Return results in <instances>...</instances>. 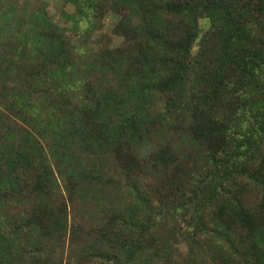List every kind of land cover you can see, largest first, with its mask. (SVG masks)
<instances>
[{"label":"trees","instance_id":"trees-1","mask_svg":"<svg viewBox=\"0 0 264 264\" xmlns=\"http://www.w3.org/2000/svg\"><path fill=\"white\" fill-rule=\"evenodd\" d=\"M86 1L90 8L100 5L99 0ZM118 17L115 34L133 45L130 53L115 57L125 55V62L133 67L147 45L143 47L145 42L134 39L131 27ZM145 21L153 26L155 35L150 37L165 54L159 56V65L154 60L151 78L143 68L141 74L160 94L157 100L164 104L160 119L168 118L171 128L180 118L177 124L184 128L179 130L180 141L185 150L188 145L196 146L198 155L185 163L180 145L167 143L155 154L162 167L170 170L156 204L146 191L135 189L137 202L125 211H113L104 226L96 227L90 241L79 238L83 226L70 222L66 202L58 206L51 200L37 203L58 183L45 151L15 133H0V264H62L67 234L87 250V258L135 264L138 253H144L143 264H151V256L169 252L157 239H152L153 247H145L151 226L172 229L193 255L202 239L215 238L209 234L213 231L226 253L214 261L264 264V202L248 206L240 197L245 185L264 192V0H175ZM169 29L186 35L183 40L163 37ZM42 38L51 41L46 45L49 50H69L60 33H44ZM136 50L140 54L134 55ZM66 64L63 62L64 71ZM206 90L213 94L207 95ZM12 95L11 106L20 103L17 107L24 111L30 107L26 93ZM137 101L139 104L131 102L132 110L124 113L138 111L130 121L139 117L145 122L138 128L125 127L136 137L127 148L117 143L111 151L125 176L132 170L128 162L141 155L139 146L152 132L146 101L140 97ZM69 161L56 159L55 167L73 202L74 193L86 195L89 177L83 168L78 170L79 164L72 161L68 166ZM20 197L29 202L26 211L18 209L25 201ZM10 207H14L13 213ZM123 229L130 231L131 238L121 236Z\"/></svg>","mask_w":264,"mask_h":264},{"label":"rangeland","instance_id":"rangeland-1","mask_svg":"<svg viewBox=\"0 0 264 264\" xmlns=\"http://www.w3.org/2000/svg\"><path fill=\"white\" fill-rule=\"evenodd\" d=\"M99 1L95 9L85 0H0V133H15L29 145L40 146L45 151L58 183L51 188L50 195L37 203L51 200L58 206L66 202L70 222L83 226L79 238L90 241L96 227L104 226L113 211H125L137 202L135 189L146 191L155 198L156 204L170 170L162 167L155 154L167 143L180 145L185 163L193 162L198 155L196 146L188 145L185 150V143L180 141L181 131H184L183 126L177 124L180 118L175 119L176 126L171 128L168 118L160 119V108L164 105L157 100L160 94L147 85L148 80L141 74L143 68L151 78V67L154 68L159 56L165 54L158 41L150 37L155 32L152 25H147L145 17L157 15L159 8L175 0ZM115 16L120 17L124 26L131 27L134 39L145 42L143 47L147 45L143 54L141 52L142 58L136 59L133 67L125 62V55L115 57V54L130 53L129 47L133 45L132 41L115 34L118 21ZM44 33H60L69 50L47 49L51 41L42 38ZM185 35L183 31L169 29L163 37L183 40ZM138 53V50L133 52L134 55ZM63 62H68L65 71ZM46 68H50L49 71ZM17 92L26 93V101L30 104L26 111L17 107L20 103L11 106L12 94ZM206 94L213 92L206 90ZM43 97L49 102H44ZM138 97L146 101L152 132L148 141L139 146L141 155L128 162L132 170L125 176L111 151L117 143L127 148L136 137L125 127L138 128L145 122L139 117L130 121L131 115L138 111L124 113L132 110L131 102L139 104ZM179 116L187 121L181 114ZM58 158L71 159L68 166L77 163L78 170L83 168L87 173L89 182L85 185V196L78 197L74 193L75 199L70 201L63 178L55 167ZM242 190L240 197L248 206L264 202V192L258 188L245 185ZM29 196L35 199V195ZM28 206L27 200L21 201L18 209L26 211ZM10 212H14V207H10ZM88 230L90 235L86 234ZM173 232L164 226L149 228L145 237L150 240L145 247H153L152 239H157L169 248L168 253L160 251L159 256H151V264H220L214 259L226 254L219 236L213 231L209 234L215 238L202 239L200 246L193 249L194 255L182 237ZM129 233L123 229L121 236L129 239L132 236ZM65 240L62 264H114L113 259L85 257L87 250L79 247L68 234ZM153 252L151 249V255ZM195 257L197 261L200 258L198 262ZM137 258L134 263L143 264L145 254L138 253Z\"/></svg>","mask_w":264,"mask_h":264}]
</instances>
